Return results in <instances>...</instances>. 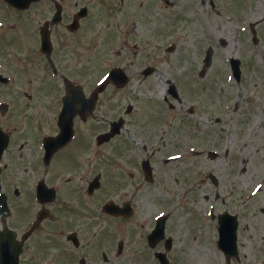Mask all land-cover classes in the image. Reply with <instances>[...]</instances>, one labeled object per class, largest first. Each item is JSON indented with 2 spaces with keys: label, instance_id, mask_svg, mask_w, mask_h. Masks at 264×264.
<instances>
[{
  "label": "rangeland",
  "instance_id": "rangeland-1",
  "mask_svg": "<svg viewBox=\"0 0 264 264\" xmlns=\"http://www.w3.org/2000/svg\"><path fill=\"white\" fill-rule=\"evenodd\" d=\"M85 1L66 3L71 7ZM89 6L91 14L84 26L90 32L84 35H91L92 41L82 36L65 43L69 49L84 48L85 56L100 54V71L85 77V87L115 64L122 65L128 82L119 88L109 86L100 94L92 118L80 126L81 136L91 139V156L97 158L85 160L86 169L96 170L99 164L108 195L132 198L137 213L133 222L148 219L150 227L153 215L175 204L166 222V234L175 246L167 254L170 264H264V0H93ZM62 35L57 28L54 61L48 63H70L62 58L66 53ZM208 48L212 59L206 63ZM233 57L240 60L239 81L231 74ZM52 70L58 73L59 79L53 81L59 86L64 73ZM169 82L177 97L170 94ZM60 92L56 88L52 96L56 99ZM35 94L38 109L46 106L50 95L43 89ZM4 98L9 103L5 127L16 128L12 143L15 136L26 139L34 104L7 88ZM226 103L231 105L226 108ZM129 106L132 110L126 113ZM119 118L123 119L120 134L97 143L96 135ZM80 145L89 149L83 139ZM209 149L219 155L209 158ZM9 150L6 157L11 160ZM21 151L22 161L8 162L11 179L36 176L40 180L42 172L31 171L29 152ZM179 151L185 153L183 158L164 162L167 155ZM147 157L156 177L151 184L140 168ZM208 172L216 175L217 185ZM15 186L11 184L10 190ZM256 186L259 189L253 193ZM249 190L251 200L245 202ZM211 206L240 216L237 260H226L215 245L217 236L208 217ZM43 237L41 232L36 242L30 238V253L23 256L22 264H45Z\"/></svg>",
  "mask_w": 264,
  "mask_h": 264
},
{
  "label": "flooded vegetation",
  "instance_id": "flooded-vegetation-1",
  "mask_svg": "<svg viewBox=\"0 0 264 264\" xmlns=\"http://www.w3.org/2000/svg\"><path fill=\"white\" fill-rule=\"evenodd\" d=\"M92 1L86 0L80 6L76 2L75 8H71L66 0H38L21 9L0 0V131L9 135V144L0 157V194L4 193L7 201L6 214L0 207V231L7 224L16 238H20L31 220L43 208L45 218L39 226L45 228L48 264H160L155 252L162 251L165 243L164 240H158L154 246H150L147 236L154 225L148 227V219L139 224L138 219L132 221L133 216L137 215L134 210L126 216L123 213L110 214L103 209V204L108 201H113L119 207L128 201L134 205L132 198H115L108 195L110 190L104 189V182L98 188L90 189L92 179L100 174V170L99 164L96 170L89 167L86 169L85 160L97 158L91 156V143H88L87 151L80 145V126L84 124V120L76 116L73 120L71 141L52 155L48 154V164L44 158V141L59 131L58 114L66 90L62 80L67 77L66 79L74 82L81 81L84 90H92L91 86L86 88L84 85L85 77L89 74V69L85 68L84 48L74 50L65 46V43L74 37L84 36L85 40L92 41L91 35H84L85 31L90 32L84 22L91 14L89 3ZM56 5L61 6L60 20L52 23ZM81 7L86 8L85 15L78 23L74 22L69 26ZM44 25L50 36V53L43 50L41 41V29ZM57 28H60L63 34L61 42L64 41L62 44L66 53L62 58L70 59V63L64 66L58 61L48 63L50 60L54 61L53 55L57 49L54 34ZM53 67L61 74L64 73L59 86L56 82L53 83L50 75ZM76 73L77 76L71 77ZM34 78L37 79L33 81ZM36 82H39V85L35 86ZM6 88L10 92L18 93L19 98L23 95L34 104L30 135L26 139L22 135L15 136L17 140L13 143L16 128H6L4 123L8 113H5L4 109ZM56 88L61 92L55 99L52 94ZM40 89L50 96L47 105H41L38 109L34 96L35 91L39 92ZM6 102L9 109V103L7 100ZM37 114L43 117L38 118ZM20 139L22 141H19ZM23 149L31 156V171L42 172L48 179V199L44 205L41 206L40 203L39 208L38 203L34 202L37 193L36 176L21 181L18 177L16 180L11 179L8 174L11 172L8 168L9 161L17 164L25 158L21 151ZM8 150L12 153L11 160V156L8 159L6 157ZM49 150L51 146L48 144ZM11 184L16 185L13 191L9 188ZM105 193L106 197L103 196ZM133 231L135 235L132 234ZM27 242L28 240L25 243Z\"/></svg>",
  "mask_w": 264,
  "mask_h": 264
},
{
  "label": "bare ground",
  "instance_id": "bare-ground-1",
  "mask_svg": "<svg viewBox=\"0 0 264 264\" xmlns=\"http://www.w3.org/2000/svg\"><path fill=\"white\" fill-rule=\"evenodd\" d=\"M162 79H163V78H161V80H162ZM163 80H164V79H163ZM163 80H162V81H163ZM162 81H161V82H162ZM160 84H161V83H160ZM166 85H167V84H166ZM166 85L162 88V90H164V88L166 87Z\"/></svg>",
  "mask_w": 264,
  "mask_h": 264
},
{
  "label": "water",
  "instance_id": "water-1",
  "mask_svg": "<svg viewBox=\"0 0 264 264\" xmlns=\"http://www.w3.org/2000/svg\"><path fill=\"white\" fill-rule=\"evenodd\" d=\"M101 89H103V87Z\"/></svg>",
  "mask_w": 264,
  "mask_h": 264
}]
</instances>
